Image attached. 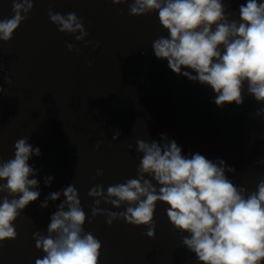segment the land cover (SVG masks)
I'll list each match as a JSON object with an SVG mask.
<instances>
[{
	"label": "water",
	"instance_id": "95a60500",
	"mask_svg": "<svg viewBox=\"0 0 264 264\" xmlns=\"http://www.w3.org/2000/svg\"><path fill=\"white\" fill-rule=\"evenodd\" d=\"M246 2L224 0L226 9L236 13L231 19H238L239 6ZM130 3L35 0L13 38L0 41V161L14 158V144L24 137L41 151L29 160L38 170L30 178L39 180L40 197L14 222L18 236L0 247V264H35L43 258L33 234L47 235L51 215L64 197L49 200L47 208L40 205L49 193L69 184L76 187L87 216L84 231L102 244L99 264H199L182 245V236L188 234L173 227L166 213L169 206L162 202L154 215L155 238L146 235V226L123 219L108 225L105 216L92 217L94 201L88 191L93 186L102 185L106 193L108 186L137 177L143 155L136 150L137 140L160 142L166 134L182 155L223 159L235 168V173L226 172L228 178L248 193L264 178L259 163L264 159V116L256 115L264 104L245 85L242 105L218 107L210 86L172 72L167 60L155 57L152 42L168 33L158 12L132 16ZM49 10L75 12L89 33L85 41L59 32ZM12 15L11 0H0V19ZM69 43L79 51H69ZM116 129L120 136L113 140ZM98 169L103 176L96 175ZM45 176L54 177L50 186H45ZM100 207L126 209L103 202Z\"/></svg>",
	"mask_w": 264,
	"mask_h": 264
},
{
	"label": "clouds",
	"instance_id": "9594fccd",
	"mask_svg": "<svg viewBox=\"0 0 264 264\" xmlns=\"http://www.w3.org/2000/svg\"><path fill=\"white\" fill-rule=\"evenodd\" d=\"M34 2L11 0L13 15L0 19V41L13 38ZM111 2L120 5L128 0ZM128 10L132 16L158 12L168 35L152 42L155 57L167 60L172 72L210 86L218 107L242 105L245 85L247 93L264 104V0L241 4L238 19H231L236 13L226 9L224 0H132ZM48 17L59 32L76 41H85L89 35L75 12L64 15L49 10ZM66 46L79 51L74 44ZM4 81L12 83L10 78ZM256 115L264 116V107ZM119 136L116 129L113 140ZM14 148V158L0 161V193H7L0 197V247L17 238L14 222L41 194L39 180L30 178L38 170L29 164L32 156L41 155L40 148L33 147L29 137L18 139ZM136 150L143 154L136 178L110 185L106 193L99 184L88 191L94 201L92 217L103 215L108 225L123 219L130 225L146 226V235L155 238L154 215L157 203L162 202L169 206L166 213L173 227L188 234L182 236V245L199 264H264V178L248 193L228 178L226 172L235 173V168L223 159L213 161L200 153L182 155L181 147L166 134H161L160 142L137 140ZM259 163L264 165V159ZM96 175L103 176V171L98 169ZM53 179L45 176V186ZM61 195L64 200L51 215L47 235L33 234L36 249L44 253L35 264H99L102 244L84 231L87 216L73 184L49 193L41 208ZM101 202L116 209L126 205V209L113 212L101 208Z\"/></svg>",
	"mask_w": 264,
	"mask_h": 264
}]
</instances>
